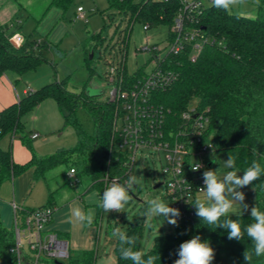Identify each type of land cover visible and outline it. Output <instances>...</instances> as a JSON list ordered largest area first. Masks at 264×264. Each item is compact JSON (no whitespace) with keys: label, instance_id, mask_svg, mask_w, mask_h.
I'll list each match as a JSON object with an SVG mask.
<instances>
[{"label":"trees","instance_id":"obj_1","mask_svg":"<svg viewBox=\"0 0 264 264\" xmlns=\"http://www.w3.org/2000/svg\"><path fill=\"white\" fill-rule=\"evenodd\" d=\"M254 1V18L233 14L211 5L206 7L200 16V27L216 38L220 46L204 45L193 61L185 53L169 56V68L174 72L175 79L168 88L156 94V102L169 108L173 115L184 110L193 100L199 109L206 110L215 152L227 159L229 154L234 156L235 170L242 174L253 160L264 166V0ZM107 2L109 7L129 16L128 26L124 29L125 37L131 25L138 20L156 25L169 24L172 19V10L166 3ZM72 3L73 0H50L43 15L52 7L64 14ZM7 28V25L0 24V76L8 71L22 75L34 70L42 62L39 49L45 43L26 40L15 46L6 34ZM96 37L98 35L91 38ZM85 53L88 56L90 52ZM84 63L88 67L89 59L85 58ZM45 99L55 101L65 124L73 127L77 143L71 149L37 157L25 141L21 118L35 110ZM79 107H83L91 115L94 125L92 135L86 134L74 119V113ZM113 116L112 103L87 97L83 91L78 94L70 92L65 88L64 82H51L27 92L15 103L0 110V140L7 135L11 138L18 136L29 150L30 158L24 164H16L12 161L11 151L0 148V184L32 168L33 181H44L48 189L46 204L39 207L51 206L56 190L48 188L46 174L64 164L69 166V171H74V182L66 178L68 184L75 185L79 182V177L86 176L90 183L85 190H96L101 195L105 175L121 171V154L113 146ZM252 187L255 206L264 211V175L253 182ZM29 210L32 209H21L19 214ZM226 218L239 220L242 228L253 223L251 214L228 215L221 217V221ZM142 228L141 220L124 229L127 236L137 237L134 251H140ZM195 235H199L213 247L215 258L212 264H227L221 260L222 251L229 253L231 264H245L243 254L247 249L251 254L250 264H264V257L252 254L253 245L246 232L241 241L229 240L226 230L206 225L198 217L188 227L179 224L175 226L173 234L154 237L151 247L143 253L144 259L159 256L156 264H174L178 259L179 245ZM58 236L65 240L67 238L66 234L59 233ZM13 246L12 229L4 228L0 223V264H16V257L10 252ZM113 252L115 264H132L130 260L120 257L118 237L113 240ZM95 259L94 250H68L65 261L50 259V262L43 264H95Z\"/></svg>","mask_w":264,"mask_h":264},{"label":"rangeland","instance_id":"obj_2","mask_svg":"<svg viewBox=\"0 0 264 264\" xmlns=\"http://www.w3.org/2000/svg\"><path fill=\"white\" fill-rule=\"evenodd\" d=\"M49 2L50 0H0V24L7 25L6 34L15 46L26 40L45 43V46L39 49L42 62L34 70L22 75L6 72L8 76L20 77V80L29 89H38L44 84L55 81L64 82L65 88L70 92L78 94L83 91L89 95H97L94 98L98 101H106L110 87L107 85L105 75L112 62H116L122 56L128 75H134L138 71L149 73L154 65L153 55L140 51L145 47V39H149V44L160 46L161 56L166 52L163 47L166 45L169 27L167 23L151 25L147 31H143V24L138 20L131 25L128 38H126L124 29L128 26L129 16L109 7L107 0H73L72 5L64 14L59 9L52 7L43 15ZM79 7L83 9L84 19L76 18V9ZM229 12L254 18L256 2L246 0L242 5L233 6ZM94 35H98V37L91 38ZM15 36H20L21 42L15 43L13 41ZM84 52L90 53L86 56ZM91 54L92 58H90ZM85 58L89 59L88 67L84 63ZM42 102L41 109L37 110L38 114L37 111L35 112L36 109L34 110L36 120L31 118L33 112L21 118L24 135H26L25 141L29 144L32 153L37 157H44L73 148L77 143L73 127L65 124L53 99H45ZM46 104L50 105V109ZM195 105L194 100L188 104L189 107ZM74 119L86 134H93V121L86 109L79 107L74 113ZM38 127L41 129L39 130ZM33 131L39 135L35 142L29 140ZM16 141H20L18 136L11 138L7 135L0 140V148L14 150L13 160H20L23 152L14 144ZM24 148L27 150L26 146ZM205 158L206 161L213 159L216 161L210 170L218 169L220 175L233 170L224 168V161L227 158L219 153L210 152ZM68 167L63 164L47 172L48 188L54 190L61 186L60 189H63L64 195L67 193L74 197L83 195V205L92 204L89 203L91 202L89 198L93 193L99 194V192L91 190L84 193L90 183L86 176L79 177V182L75 185L68 184L66 181ZM76 169L80 170L79 167ZM237 174L243 176L239 171ZM133 175L138 178L142 177V180L140 185L132 181L134 191L128 190L132 200L125 207L124 212L108 213L101 208L98 235L99 251L96 259L98 261L104 259L101 254L104 249L111 258L110 263H114L115 255L112 242L115 237L112 236V232L117 227L124 231L125 227L131 223L142 220L143 228L140 241V252L142 253L151 247L154 237L175 232V226L168 224L163 217L149 219L143 215L148 207L149 199L159 196L168 204L166 198L161 195L162 186L155 190L152 189L158 183L163 182V175L158 163L153 166L150 161L146 163L138 159ZM249 190L250 192H248ZM252 190V185L240 189L245 193L244 203L249 205V209L242 215L251 214L249 211L254 206ZM99 197L100 194L96 199ZM12 198H14L13 201L17 207L37 208L46 204L47 188L44 181L32 180L31 169H27L12 180H5L0 184V223L8 230L12 229L13 223ZM199 198L203 200L204 195L202 194ZM56 209L54 208V212ZM228 215H241L239 206H234ZM220 257L222 262L231 264V257L227 251H222ZM42 260L44 263L51 261L47 258ZM65 260L66 258H61V261Z\"/></svg>","mask_w":264,"mask_h":264},{"label":"built area","instance_id":"obj_3","mask_svg":"<svg viewBox=\"0 0 264 264\" xmlns=\"http://www.w3.org/2000/svg\"><path fill=\"white\" fill-rule=\"evenodd\" d=\"M118 1L166 3L172 10V19L168 24L163 56L160 46L149 44L148 38L145 39V47L140 49L153 55L154 65L149 73L138 71L128 75L122 56L108 67L105 80L110 90L106 100L114 106L112 139L114 148L121 154V171L105 175L103 192L113 182L121 183L127 189V181L133 175L138 159L146 163L150 161L153 166L158 163L163 182L152 189L163 187V198L170 207L180 211L176 218L178 224L188 227L197 217L191 203L203 194L198 191L204 186L203 172L210 170V161H206L205 156L215 152L209 117L206 110L196 105L187 106L173 115L169 108L156 102V94L168 88L175 79L174 72L169 68V56L185 53L193 61L204 45L220 46V42L204 32L199 23L211 0ZM76 18H85L81 7L76 9ZM142 24L143 31L151 26L146 22ZM13 41L21 42V37L15 36ZM36 137L37 134L31 136L32 139ZM193 163L202 164L199 171H192ZM67 178L74 182L73 170L67 173ZM11 208L14 246L10 252L15 255L16 264H43V258H67V242L49 229L53 207L35 208L24 211L22 215L14 202H11Z\"/></svg>","mask_w":264,"mask_h":264},{"label":"clouds","instance_id":"obj_4","mask_svg":"<svg viewBox=\"0 0 264 264\" xmlns=\"http://www.w3.org/2000/svg\"><path fill=\"white\" fill-rule=\"evenodd\" d=\"M245 2L246 0H211V6L230 11L233 6L242 5ZM213 162L216 161L213 159ZM192 165L194 172L199 171L202 167L200 163H193ZM224 168L233 170L227 171L223 175L219 174L218 169L203 172L204 186L198 191L203 193L204 199L197 197L191 205L196 209V216L206 225H214L226 230L229 240L241 241L246 232L253 245L252 254L256 257H264V211H261L257 206H252L251 219L253 223L248 224L245 228H242L237 219L226 218L221 221V217H227L234 206H239L241 215L249 209V205L244 203L245 193L240 189L252 185L261 175H264V166L257 160H253L243 171V176H240L235 170V157L229 154L228 159L224 161ZM141 180L142 177L131 176L127 181V189L134 191L132 181L140 185ZM127 189L123 184L113 182L104 190L99 199H96L99 195L97 193H93L89 199L105 212L122 213L132 200ZM186 202L189 204L188 200ZM147 204L148 207L143 213L146 218L163 217L168 224L178 226L176 218L180 215L179 209L170 207L159 196L149 199ZM94 216V209L85 212L79 205L70 209V219H74L77 223L86 222L91 225ZM112 236L119 238L120 257L124 260H130L132 264H156L157 259H160L159 256H148L147 259H144L142 252L133 250L137 243V237L127 236L126 232L119 227L113 230ZM177 255L178 259L174 261V264H212L215 251L208 241H203L199 235H195L179 245ZM243 255L245 264H250L251 254L249 250L247 249Z\"/></svg>","mask_w":264,"mask_h":264},{"label":"crops","instance_id":"obj_5","mask_svg":"<svg viewBox=\"0 0 264 264\" xmlns=\"http://www.w3.org/2000/svg\"><path fill=\"white\" fill-rule=\"evenodd\" d=\"M34 90L35 89H29L22 82V80H20V77L8 76L6 75V73L1 75L0 76V110L15 103L19 98L23 97L27 92L34 91ZM42 103H40L35 108L36 109L35 112L38 109H41L43 105ZM46 105L50 109V105L49 104H46ZM32 112H33L32 114L33 116L31 118L33 120H36L37 117L35 116L34 110ZM36 113L38 114V111ZM38 129L40 130L41 128L38 127ZM33 134H36V133L34 131L31 132L29 136V140L35 142L39 135L37 134V137L32 139L31 136ZM14 144L20 149V151L23 152L22 153L23 155H21L20 160H17V159L13 160L12 158V161L16 164L26 163L30 158L29 150L27 148H26L27 150H24L25 149L24 145L20 141H16L14 142ZM10 151H11V157H12V154H14V150L12 151L10 149ZM30 169L31 171H33L32 168ZM60 187H56L54 189L56 190V192H55V198L53 200L54 203L51 205V207L57 208V209H56V212H53L52 219L49 224V229L58 234L60 233V234L67 235L66 240L65 239L64 240L67 242L68 250L70 251L94 250L96 253V259H97L98 251H99V243H98L99 236L98 235H99V229H100V219H101V211H102L101 208L98 207L96 203H94V201L89 202L92 204L87 203L83 205V202H82L83 195H81L82 197L81 196L74 197L69 193L64 195L65 193L62 191L63 189H60ZM252 191H253L252 193L254 196V190ZM86 192H89V191L85 190L84 193ZM248 192H250V190ZM47 195H48V189H47ZM13 199L14 198H12V202H14ZM77 205L81 206L85 212H87L89 209H94L95 216H94L93 223L91 225H88L86 222L83 224L77 223L74 219H70V209L73 207H76ZM254 206H255V200H254ZM19 208L20 209H35V208L24 207V206H20ZM112 246H113V242H112ZM101 254L103 255L104 259L100 261L95 259V264H111L110 263L111 258L104 249L101 251ZM112 264H115V261Z\"/></svg>","mask_w":264,"mask_h":264},{"label":"water","instance_id":"obj_6","mask_svg":"<svg viewBox=\"0 0 264 264\" xmlns=\"http://www.w3.org/2000/svg\"><path fill=\"white\" fill-rule=\"evenodd\" d=\"M90 58H92V54L90 55ZM84 94H85L87 97H97V95H89V94H87V92H84ZM213 164H214V162H213V160H212V161H210V162L208 163V167L211 169L212 166H213ZM154 188H156V186H154Z\"/></svg>","mask_w":264,"mask_h":264}]
</instances>
